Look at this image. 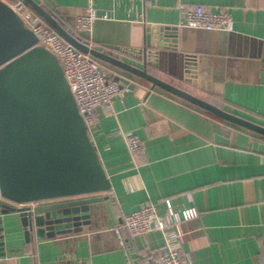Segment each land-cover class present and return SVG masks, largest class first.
<instances>
[{
	"label": "crops",
	"instance_id": "obj_1",
	"mask_svg": "<svg viewBox=\"0 0 264 264\" xmlns=\"http://www.w3.org/2000/svg\"><path fill=\"white\" fill-rule=\"evenodd\" d=\"M47 1L74 32L87 6L107 13L85 29L90 45L139 67L137 50L150 45L153 28L176 27L177 49L159 50L147 71L264 125V0ZM198 4L229 9L232 29L178 27L182 8ZM187 53L196 55L197 85L183 80ZM97 60L110 79L134 83L112 102V114L97 110L90 132L110 181L95 195L107 200L91 205L80 231L41 240L26 239L17 213L0 212V264H148L164 243L162 231L129 238L114 230L146 204L159 213L196 209L180 222L176 243L192 264H264V136ZM128 133L141 140L142 153L131 155Z\"/></svg>",
	"mask_w": 264,
	"mask_h": 264
},
{
	"label": "water",
	"instance_id": "obj_2",
	"mask_svg": "<svg viewBox=\"0 0 264 264\" xmlns=\"http://www.w3.org/2000/svg\"><path fill=\"white\" fill-rule=\"evenodd\" d=\"M76 49L141 78L216 117L264 136V125L222 109L187 89L150 74L161 49H177V28L157 26L149 46L135 56L142 66L90 45V32L68 31L47 0H22ZM21 16L0 0V201L1 213H17L26 239L51 238L89 224L95 195L110 181L57 57L38 45ZM183 80L197 85L196 55L185 54ZM116 81L134 86L120 76ZM56 201L37 204L39 201ZM1 222V221H0Z\"/></svg>",
	"mask_w": 264,
	"mask_h": 264
},
{
	"label": "built area",
	"instance_id": "obj_3",
	"mask_svg": "<svg viewBox=\"0 0 264 264\" xmlns=\"http://www.w3.org/2000/svg\"><path fill=\"white\" fill-rule=\"evenodd\" d=\"M112 1L119 2L120 0ZM10 5L21 16L25 25L36 34L37 44L47 48L57 57L90 133L100 120L97 110L100 109L104 115L112 114V102L122 98L129 90L128 85L110 79L108 70L96 58L66 42L24 1L15 0ZM181 11L183 19L178 27L222 31L232 29L233 19L227 8L211 11L198 4L183 7ZM98 18H107V13L100 16L95 8L89 5L83 14L77 16L76 26L79 29H88ZM126 142L132 156L142 153L143 144L138 137L128 133ZM52 201L56 200L39 201L37 204ZM195 216H197L195 208L168 209L159 213L155 205L146 204L125 214L122 223L114 227V230L120 234L124 229L129 238L160 230L164 236V243L148 264H192L189 256L184 254L176 243L180 235V222Z\"/></svg>",
	"mask_w": 264,
	"mask_h": 264
},
{
	"label": "trees",
	"instance_id": "obj_4",
	"mask_svg": "<svg viewBox=\"0 0 264 264\" xmlns=\"http://www.w3.org/2000/svg\"><path fill=\"white\" fill-rule=\"evenodd\" d=\"M55 15H56V19L58 20V21H60V23L68 30V31H70V32H74V30L73 29H71L70 27H68L61 19H60V17L55 13Z\"/></svg>",
	"mask_w": 264,
	"mask_h": 264
},
{
	"label": "rangeland",
	"instance_id": "obj_5",
	"mask_svg": "<svg viewBox=\"0 0 264 264\" xmlns=\"http://www.w3.org/2000/svg\"><path fill=\"white\" fill-rule=\"evenodd\" d=\"M5 2H7L8 4L13 3V0H4Z\"/></svg>",
	"mask_w": 264,
	"mask_h": 264
}]
</instances>
